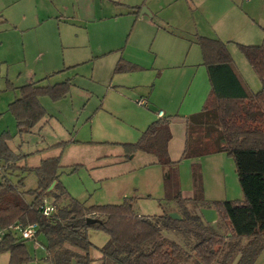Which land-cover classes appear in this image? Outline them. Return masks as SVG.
I'll return each instance as SVG.
<instances>
[{
    "label": "trees",
    "instance_id": "trees-1",
    "mask_svg": "<svg viewBox=\"0 0 264 264\" xmlns=\"http://www.w3.org/2000/svg\"><path fill=\"white\" fill-rule=\"evenodd\" d=\"M196 41L211 89L202 110L187 117L181 159L225 153L234 162L242 199L205 201L201 173L194 166L193 197H182L178 180L174 192L169 194L183 209L181 219H173L168 213L139 215L134 212L131 199L120 204L86 206L70 197L59 182V156L46 158L34 168L20 167L17 162L25 155L9 146L11 136L3 132L0 134V228L14 223L35 224L36 236L45 237V259L50 264H92L91 251L95 245L89 240V229L108 236L98 249L102 264H253L264 250V37L259 45H237L261 82L257 92L244 86L224 42L203 36H197ZM138 69L141 68L119 61L114 72ZM70 85L69 80H64L53 85L33 82L20 86L19 96L8 105L18 133L31 131L44 118L46 112L40 97L60 100L68 94ZM169 123L168 117L161 116L141 132L136 142L120 144L125 158L143 152L167 168L163 174L167 189L171 188L170 168L177 163L168 153ZM6 169L33 172L36 188L21 190L23 178L14 180L10 174L6 175ZM44 199L52 200L55 206L51 218L39 212ZM188 204L199 209H215L218 220L207 223L200 211L194 214L185 209ZM88 218L98 221L89 224ZM165 232L174 236L168 237ZM177 236L183 238L177 240ZM188 240H194L190 253L183 244ZM25 241L13 233L4 235L0 253L9 254V264L29 260ZM187 252L193 254V263H185Z\"/></svg>",
    "mask_w": 264,
    "mask_h": 264
},
{
    "label": "rangeland",
    "instance_id": "rangeland-1",
    "mask_svg": "<svg viewBox=\"0 0 264 264\" xmlns=\"http://www.w3.org/2000/svg\"><path fill=\"white\" fill-rule=\"evenodd\" d=\"M254 10L255 13L263 11L264 14V10L260 7ZM121 21L116 29L119 37L113 43L109 41L102 45L101 49L105 50L103 53L92 55V51H88L89 57L79 65L74 66L72 72L70 71L67 75L65 73L58 78H55L56 75H54L47 79L46 83L49 85L69 80L71 83L69 92L64 98L57 101H52L47 96L40 97V104L45 109L46 114L41 123L29 132L18 133L15 118L8 110L9 103L19 96V87L21 86L19 82L21 81L16 80L18 73L23 70L24 64L18 59L9 60L7 64H1L0 134L3 132L10 134L9 146L18 154L25 155L22 160L27 166L37 165L40 159L45 157L59 156L61 164L59 182L70 197L86 206L120 204L126 199H131L134 212L144 216L170 214L172 212L181 216L183 209L178 207L169 195L175 190V182L178 180L179 190L182 193L190 192L192 189L194 192L192 169L197 166L202 176V187L205 185V190L211 194V184L214 183L213 171L215 168H219L220 163L217 165L210 160H197L198 162L193 164L191 159H181L170 168L171 188L167 189L163 182V174L167 168H162L159 164H150L154 160L153 156L137 152L132 157H124V151L120 144L134 143L138 140L140 135L137 132V125L143 122L142 118L148 111L145 106L138 105L137 101L140 98H147L148 95L143 86H146L149 78L145 77V73L136 77L133 76L134 74L115 73L114 66L119 59V61L128 62L126 60L128 57L139 58L141 62L149 64L146 55H149L150 52L149 44L145 50L144 45L139 40L135 43L136 49L142 53L141 56H138V51L134 50L131 45H128L124 52L131 25H128L129 22ZM113 25V23L108 22L103 28L102 32L105 31L106 33L105 40L109 36L110 27ZM60 27L63 32H56L54 36L58 37L61 34L63 40L75 39V34L82 35V29L78 28L77 25L60 24ZM137 31L138 28L132 31L130 41H133L137 36ZM48 34L51 38L52 35L49 30ZM28 36L33 37V34L28 33L26 37ZM262 40L263 35L261 41L256 44H260ZM16 42L13 45L19 48L20 43L18 40ZM63 45L64 47L60 51L68 55L70 48L65 44ZM230 46L229 53L241 78L252 84L253 79H258L256 73L239 51L237 45L231 44ZM2 50L0 54H2ZM18 55L16 53L14 58H17ZM69 69L67 68L65 71ZM144 70L142 68L138 71ZM159 71L161 70L157 68V72ZM169 75L165 74L163 77L161 92L162 94L170 92V94L180 95L172 107L175 108L173 110H176L184 97H186L185 101L188 98L185 95V90L173 88V76ZM118 82L124 84L121 89L117 88ZM112 88H117V90H112ZM154 94L157 95V90H154ZM175 112L169 114L174 115ZM43 120H47V122L44 121V123ZM63 142H65L64 145L57 146V143ZM202 161L205 164H202ZM207 161L208 163H206ZM231 161L233 163V160ZM5 171L7 172L6 175L10 174L14 178L16 170L6 169ZM223 173L226 178L225 186L229 199L243 198L234 168L231 169V167L224 165ZM25 176V190L36 188L35 174L28 172ZM207 177L209 178L208 182L206 181ZM224 192L222 191V193ZM202 195L204 199L205 193L203 192ZM49 201L52 200L49 199ZM185 207L194 214H198L204 208L199 209L198 206L190 204ZM216 225L218 226V224ZM165 234L171 238L174 236L172 232H165ZM88 235L89 240L97 247L102 246L108 238L104 232L93 229H89ZM181 237L183 238V236ZM180 238L177 236V240ZM193 243L194 240L183 243L189 253ZM45 244L46 240L42 234H38L35 239L26 240L25 246L30 258L27 262L15 264H50L45 259ZM259 259L264 264V250L260 253ZM184 261L185 263H193V254ZM0 264H9L8 253H0Z\"/></svg>",
    "mask_w": 264,
    "mask_h": 264
},
{
    "label": "crops",
    "instance_id": "crops-1",
    "mask_svg": "<svg viewBox=\"0 0 264 264\" xmlns=\"http://www.w3.org/2000/svg\"><path fill=\"white\" fill-rule=\"evenodd\" d=\"M259 7L264 10V0H0V52L4 48L0 54V68L1 64L18 59L24 64L16 80L21 81L19 82L21 86L33 82L48 85L46 83L48 78L54 75L58 78L65 73L67 75L72 72L74 66L85 61L84 59L90 55L88 51H92V55L103 53L105 50L101 49L102 45L109 41L113 43L119 37L116 29L121 20L125 23L129 22L130 34L124 52L127 46L131 45L138 51V56H141V51L136 49L135 42L138 40L144 45L145 50L149 44L150 52L146 55L149 64L141 62L139 58H126L128 62L141 69L144 68V71L138 69L122 73L134 74L135 77L145 73V77L149 78L146 86L143 87L148 95L144 98L145 107L150 112L145 111L143 122L137 125V132L140 135L151 122L159 118L158 112L162 111V117L170 119L169 157L172 161H179L185 146L187 117L202 110L211 89L207 68L196 41L197 36L224 42L228 52L231 44L259 45L256 43L261 41L262 35L264 37L263 11L255 13L254 10ZM108 22L114 25L110 27L106 41V33L102 30ZM60 24L77 25L82 29V35L75 34V39L66 40L61 38V34L58 37L54 36L56 32H63ZM135 28H138L137 36L130 41ZM48 30L52 35L51 38ZM28 33H32L33 37H26ZM17 40L20 43L19 48L13 45ZM63 44L70 48L68 55L60 51L64 47ZM16 53L19 55L14 58ZM119 60L116 61L115 66ZM67 68L70 69L65 71ZM157 68L161 71L157 72ZM237 70L236 68L237 75L247 90L257 92L261 89L258 77L253 79L254 82L251 84L241 78ZM168 73L173 76V88L185 90L188 98L185 101L186 97H184L176 110L172 107L180 95L161 92L163 77L165 74L170 76ZM123 86V82H118L117 88L121 89ZM154 90H157V95L154 94ZM173 111H176L174 115L169 114ZM44 121L47 122V120L42 122ZM46 158L49 157L40 159L39 164ZM230 159L225 153L191 159L193 164L199 160H210L217 165L220 163L219 168L213 171L212 193L209 194L205 190V185L203 186L205 201L233 200L228 197L223 173L224 165L234 168L235 172L234 162L231 163L232 159ZM39 164L27 166L23 160L17 162L18 166L25 168H34ZM150 164H158L155 157ZM202 164H205L204 161ZM27 173L21 170L14 172V176L17 175L14 180L23 178L21 190H25L24 181ZM206 181H209L208 177ZM181 195L183 198L191 199L193 189L190 192H181ZM100 247L95 246L91 251L92 264H102V256L98 250ZM259 257L260 254L253 264H263Z\"/></svg>",
    "mask_w": 264,
    "mask_h": 264
},
{
    "label": "built area",
    "instance_id": "built-area-1",
    "mask_svg": "<svg viewBox=\"0 0 264 264\" xmlns=\"http://www.w3.org/2000/svg\"><path fill=\"white\" fill-rule=\"evenodd\" d=\"M138 105L146 106V101L143 98L138 99ZM158 116H163L162 111L158 112ZM39 212L45 218H51L55 213V206L53 203L47 199H44L43 202L38 207ZM37 226L35 224L22 226L20 223H14L6 228H0V242L6 233H13L22 240H31L36 238Z\"/></svg>",
    "mask_w": 264,
    "mask_h": 264
},
{
    "label": "water",
    "instance_id": "water-1",
    "mask_svg": "<svg viewBox=\"0 0 264 264\" xmlns=\"http://www.w3.org/2000/svg\"><path fill=\"white\" fill-rule=\"evenodd\" d=\"M200 213L207 223H213V222L217 221V219H218V214H217L216 210L213 208H202L200 210ZM169 216L173 219H181L179 214L174 213V212L170 213ZM97 221H98L97 219H92V218L87 219V223H89V224L95 223Z\"/></svg>",
    "mask_w": 264,
    "mask_h": 264
}]
</instances>
